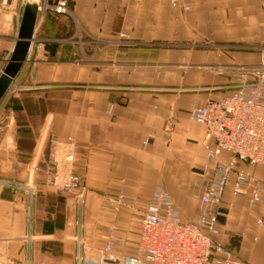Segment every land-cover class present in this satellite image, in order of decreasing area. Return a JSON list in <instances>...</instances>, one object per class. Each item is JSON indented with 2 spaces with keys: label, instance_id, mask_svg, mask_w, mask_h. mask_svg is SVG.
Masks as SVG:
<instances>
[{
  "label": "crops",
  "instance_id": "0c3cea01",
  "mask_svg": "<svg viewBox=\"0 0 264 264\" xmlns=\"http://www.w3.org/2000/svg\"><path fill=\"white\" fill-rule=\"evenodd\" d=\"M68 3L72 16L47 13L37 22L16 78L21 90L0 111V179L36 187L31 204L0 191V264H75L78 223L86 242L111 243L126 254L160 189L184 223L195 221L204 209L206 160L204 130L187 120L191 103L227 95L233 69L258 65L264 51V0H184L178 9L168 0ZM16 8L13 0L0 11V70L15 42ZM121 33L132 42L118 44ZM167 122L170 134L163 132ZM52 136L77 143L81 216L75 194L44 185ZM254 173L263 175L260 168ZM221 208L216 241L245 263L264 264V226L257 224L264 205L250 206L227 190Z\"/></svg>",
  "mask_w": 264,
  "mask_h": 264
},
{
  "label": "built area",
  "instance_id": "2783aa9c",
  "mask_svg": "<svg viewBox=\"0 0 264 264\" xmlns=\"http://www.w3.org/2000/svg\"><path fill=\"white\" fill-rule=\"evenodd\" d=\"M12 1L0 0V11L9 9ZM168 1L172 8L178 9L184 0ZM25 4L26 0H17L18 24ZM183 10L187 11L188 6H183ZM37 12L38 23L47 13L71 14L68 0H56L53 4L49 0H38ZM131 42L129 34L119 35L118 44ZM42 46V43L36 45L38 49ZM9 57L10 54L4 63ZM233 72L236 83L227 95L219 99L208 97L201 105L192 102L188 113V122L204 130L200 144L206 160L202 171L205 190L200 198L204 209L198 212L196 220L184 223L171 197L164 190L154 191L137 225L135 252L120 253L111 243L101 247L91 245L81 236L82 224L78 223L80 233L76 237L75 264H248L236 258L216 238L220 234L218 219L224 217L221 207L227 190L233 197L247 200L250 206L264 205V51L258 65H240ZM16 78L0 102V111L11 96L21 90ZM163 132H172L169 122L164 125ZM77 148L70 136L50 137L43 174L48 188L63 195L75 194L81 216L85 187L82 176L75 169ZM255 168L263 171L261 178L255 175ZM1 190L24 195L29 204L36 194L33 184L14 180L0 179ZM257 224L264 226L262 220Z\"/></svg>",
  "mask_w": 264,
  "mask_h": 264
},
{
  "label": "water",
  "instance_id": "95a60500",
  "mask_svg": "<svg viewBox=\"0 0 264 264\" xmlns=\"http://www.w3.org/2000/svg\"><path fill=\"white\" fill-rule=\"evenodd\" d=\"M37 6L38 0H26L10 57L0 74V102L28 59L34 39Z\"/></svg>",
  "mask_w": 264,
  "mask_h": 264
},
{
  "label": "rangeland",
  "instance_id": "374dc122",
  "mask_svg": "<svg viewBox=\"0 0 264 264\" xmlns=\"http://www.w3.org/2000/svg\"><path fill=\"white\" fill-rule=\"evenodd\" d=\"M189 10H190V6H188V10L187 11H185V10H183L182 9V11L183 12H189ZM71 15V14H70ZM72 16V15H71ZM34 40V39H33ZM235 76V75H234ZM236 79V78H235ZM44 185H45V183H44ZM47 187V186H46ZM51 189V188H50ZM83 211V210H82ZM138 225V224H137ZM138 226H136L135 227V231H133V232H137L138 231V228H137ZM138 243V242H137ZM92 245H94L93 243H92ZM94 246H96V247H101L100 245H94ZM135 248L134 247H132V246H129V247H127L126 248V254H130V253H133V252H135L136 250H137V245L135 244Z\"/></svg>",
  "mask_w": 264,
  "mask_h": 264
},
{
  "label": "bare ground",
  "instance_id": "6f19581e",
  "mask_svg": "<svg viewBox=\"0 0 264 264\" xmlns=\"http://www.w3.org/2000/svg\"><path fill=\"white\" fill-rule=\"evenodd\" d=\"M174 9V8H173ZM37 18H38V12H37V15H36V22H35V30H36V25H37ZM19 23H20V21H19ZM18 26H19V24H18ZM32 44H33V42L31 43V46H32ZM14 45V44H13ZM31 49V48H30Z\"/></svg>",
  "mask_w": 264,
  "mask_h": 264
}]
</instances>
